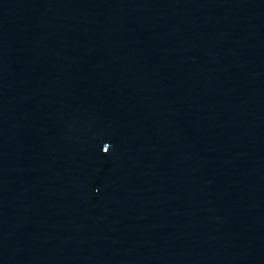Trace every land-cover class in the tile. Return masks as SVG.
I'll use <instances>...</instances> for the list:
<instances>
[{
    "label": "water",
    "instance_id": "water-1",
    "mask_svg": "<svg viewBox=\"0 0 264 264\" xmlns=\"http://www.w3.org/2000/svg\"><path fill=\"white\" fill-rule=\"evenodd\" d=\"M0 264H264V0H0Z\"/></svg>",
    "mask_w": 264,
    "mask_h": 264
}]
</instances>
